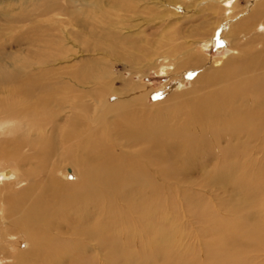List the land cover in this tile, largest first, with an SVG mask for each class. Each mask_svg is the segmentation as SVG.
I'll return each instance as SVG.
<instances>
[{
	"label": "bare ground",
	"instance_id": "6f19581e",
	"mask_svg": "<svg viewBox=\"0 0 264 264\" xmlns=\"http://www.w3.org/2000/svg\"><path fill=\"white\" fill-rule=\"evenodd\" d=\"M105 1L87 0L86 13L97 24L83 23L82 28L92 36L107 34L103 24L125 28L123 19L112 23L103 10ZM121 1L126 0H114L112 6L129 11L130 5ZM196 1L182 7L193 8ZM215 1L216 9L226 5L228 14L238 6ZM76 2L31 0L30 7L4 14L0 227L11 243L27 246L12 255L13 263L92 264L87 243L105 242V259L95 257L100 264H264V32L256 31L264 27V0L229 27L223 24L221 35L235 53L210 65L193 48L195 41L177 42L183 30L171 33L179 27L169 16L182 0L150 2L164 9L155 13L162 22L168 19L165 31L173 30L160 33L158 48L149 44L144 56L149 64L161 58L173 65L167 71L177 82L171 92H179L164 94L156 112L154 105H146L148 94L138 84L128 87L126 99L107 102L117 93L111 86L102 88L114 81L109 68L69 64L76 36L71 26L77 22L71 6ZM4 35L8 38L2 42ZM138 41L135 46L143 49L144 41ZM95 44L88 51L97 52ZM187 78L191 87L184 90ZM88 83L100 91L85 87ZM155 116L161 120L155 122ZM63 161L74 167L77 181H64ZM197 170L202 183L195 188ZM223 179L231 182L232 197L219 198L211 208L196 196ZM161 199L165 203L158 205ZM194 200L196 208H188ZM184 217L196 225L190 232L195 254L181 249ZM163 241L169 247H160ZM137 242L144 249L131 256Z\"/></svg>",
	"mask_w": 264,
	"mask_h": 264
},
{
	"label": "rangeland",
	"instance_id": "374dc122",
	"mask_svg": "<svg viewBox=\"0 0 264 264\" xmlns=\"http://www.w3.org/2000/svg\"><path fill=\"white\" fill-rule=\"evenodd\" d=\"M153 1L154 0H130V1L126 0L123 2L121 1L122 3H128L130 5L128 7L129 11L121 12L119 9L112 6V3H114V0H106L105 3H102V4H104L103 10L107 11L106 13H108L112 16L111 17L112 23H114L116 21L120 22L123 19V21H125L124 22L125 25H122V27H125V28L120 29L119 26H111V25L103 24L102 28L104 26H106L105 27L106 29L105 28L104 29H105L107 34L103 37H102V35L100 37H98L96 35L92 36L91 33L88 32V30L82 28L83 23L92 22L93 20H92L91 15L89 13H86L87 11H89V8L88 7L86 8L87 0H77V2L74 3L73 6H71V8L75 11L73 18H76L77 22L73 26H71L72 30L74 32V35H76V36H74V45L72 46L73 58H71L69 64L72 65V67L75 69L80 68V67L85 68V66L87 68L92 69V68H95L99 65L102 68H106V69L109 68L108 70L112 74L114 81H112V83H108V85H106V86L102 85V88L105 90H109L108 88H109V86H111L112 88H114L117 91V93H112L107 102H115V101L120 100V99L121 100L126 99V96H127L126 94L128 93V90H129L128 87L130 85H132L133 83H135V84H138L139 86H141L142 90L147 92L148 98L146 99L145 103L148 106L154 105L153 110H155V112H156L157 109H158V111H159V109H161V107H158L159 101L163 100L162 102L164 103V99L167 96L176 95V94H179V92H171L174 89L173 87L177 84V82L175 79H172V77L168 74L167 71L171 70L173 68V65L163 63V60L161 58H159L157 60L153 59L154 61L152 60L151 63L155 64V65H153L154 66L153 67L151 63L149 64L150 61L147 58H145L144 52L148 48L149 44H151V43L156 44V39H158V36L160 33H164L166 36V32H167L168 33L167 35L172 33V34H175V36H177L178 30L180 31V29H181V31L183 30V35L180 34L182 37L178 38L177 42L180 41L183 43H188L190 41H195L193 48L195 50H198V52H200V54H202L204 57H206V59H208L207 61H208L209 65L212 64L213 60H218L220 63L222 61V59H224L225 57H227L231 53H235V50L232 51L233 49L228 46V40H226L222 36L225 32L224 25H226V26L228 25L227 27H229V25H232L233 23H235L238 19L244 17V15H247L250 12V10L253 8V6L258 2V0H231L232 3L236 1L238 6L235 10L230 11L229 14L227 13V11L223 12V8L226 7V5L220 4V6L222 8H219V10L216 9V8H218L217 6H218L219 2L215 1V0H200L199 2L197 0L196 3L194 4L195 8L193 7V8H189V9H184V7H182L189 0H182V3H181L182 5L176 4L175 5L176 8H173V6H174V4H173V6L171 7L175 10L176 14H171L169 16V20L170 21H177L175 24L176 25L175 27L176 28L179 27L176 31H173L174 33L171 31V29L173 30V28H169L170 30L167 29L165 31V29L167 27V26H165V24H166L165 22H168V19H167V21L164 20L162 22L161 20L158 19L160 17L157 18L158 12L163 11L164 9L161 7L156 8V4L150 3ZM212 2H214V3H212ZM148 3H149V5H147ZM63 4H65V3H63ZM216 4H217V6H216ZM21 5L22 6L25 5L24 7H26V8L30 7L31 6V0H2V1L0 0V32L4 31V25H5V20H6V18L4 17L5 12H7L9 10L16 11V10H18V7H21ZM8 6H9V8H8ZM145 6L146 7L149 6L150 8H152V10L149 11V9H150L149 7L147 9H144ZM213 6H214V8H213ZM197 9L198 10L201 9L202 12H201V10L198 11ZM5 10H7V11H5ZM191 10H194L195 13H193L194 11H191ZM197 11H198V14H197ZM153 13H155V15ZM216 13H218V14H216ZM224 15H225V17H224ZM203 16L205 18H203ZM61 17L63 18V16H61ZM187 17L189 19H187ZM212 17H213V19L211 20ZM197 19H198V21H197ZM226 20H228V21H226ZM192 22H196V24H194V23L192 24ZM93 23L97 24L95 21H93ZM198 23H201V25H199ZM204 24H206V25H204ZM126 26H130V28H126ZM191 27H193V29H191ZM196 27H197V29H196ZM257 28L258 29L261 28L260 30L256 29V31H258V34H263L264 27L259 26ZM95 30L99 31L98 29H95ZM137 31H141L143 33L138 34ZM170 31H171V33H170ZM207 33H208V35L209 34L210 35L208 36ZM185 34H187V35H185ZM110 35L113 38H120V40L122 38L123 41L122 42H116L114 40V42H113V40L111 41V39L107 40V38ZM101 37H102V40H100ZM6 38H8V36H5V35L2 36V38H1L2 42ZM181 38H183L182 39L183 41L179 40ZM137 39L140 41L142 40V42L144 41L145 44H143L144 45L143 49H139V48H137V46H135V42L138 41ZM87 42H89V43H87ZM94 42H96V44H97V45L95 44V46L98 48V49L96 48L97 52L88 51V47H90V49H91V46H93ZM85 44H88V45H85ZM103 46H106V47L103 48ZM156 46L158 48L157 44H156ZM14 48L15 47L12 46L11 49L13 50ZM9 49H10V47H9ZM100 50L103 51L102 55L98 54V51H100ZM159 50L160 51L163 50L161 48V46H160ZM89 52H91V53H89ZM99 58H101V59H99ZM87 59H89V60H87ZM93 59H94V61H93ZM97 61H98V63H97ZM172 61H174V60L171 59V62ZM147 63H148V65H147ZM63 65H65L64 62L61 64V66H63ZM190 72H191V74H194L195 70L190 71ZM190 82H191L190 78H187L185 80L184 85H183L184 90L190 89V87H191ZM90 86H91V88L96 87V90L100 91L101 87L99 85H94V84H89V83L85 85V87H87L88 89H90ZM166 93H167V96L163 97L164 94H166ZM122 96H125V98L123 97V99H122ZM88 99H87V101H88ZM172 114L178 115L179 113L174 111ZM155 120H156L155 122H158L159 120H161V118L158 116H155ZM155 122H153V123H155ZM66 163L67 162H65V164H64V161L62 162V164H64L63 169L65 170V173L67 171V173H66L67 177L65 179L63 178L64 181H69L70 179H71L70 181H74V182L77 181L76 180L77 178H75L76 172H75L74 167H72L68 163L67 164ZM10 166L12 168H14V165L10 164ZM209 168L210 167H207L206 169L208 170ZM68 169H69V171H68ZM193 176H194V179H192L193 185L195 188H198V186L202 183L201 174L197 170L194 172ZM67 178H68V180H67ZM204 190H203V192H204ZM233 191L234 190L232 188L231 182H229L228 179H223V181L220 182L218 185H215V186L210 187V188L207 187V189L205 190L203 195H202V193H200L202 196H198L197 194H196V196L199 198H202L204 200V202H206L212 208L213 206H215V203L218 202L219 198H221L224 201V200L228 199V197H232L233 193H235ZM164 203H165L164 199H161L157 204L162 205ZM166 204H168V203H166ZM186 206L188 208H191V207L196 208L195 200L191 203V206H189V205H186ZM160 210H161V208H158V213L160 212ZM221 210H222V213L226 212L225 209H221ZM181 212H182V210H181ZM157 216H158V214H155L153 216V220L155 219L156 223L158 220ZM184 218L185 219H183V224H184L185 230L181 232V235H182L181 238L183 239L182 240L183 242H180V243H182L181 249L182 250L186 249L189 253L195 254L194 252L196 251V249H198V247L196 246V240L190 236L191 235L190 232L192 233V230H194L196 228V227H194L196 225L193 224V226H191V224H190L191 222L188 219V217H184ZM186 219H188V221ZM158 226L163 227L162 224H158ZM1 228L2 227H0V238L2 239V240L0 239V259H1L0 264H14L16 262V260H14L15 258L14 259L12 258V255H13V257H15V255L17 254V251L19 249H24L27 246L25 244H20L18 242H12L11 243L10 241H13V240H11L12 238H7L6 236H4V235H6V232L4 234ZM186 233H189V234H186ZM183 235L185 237H183ZM13 239H16V238L14 237ZM203 239L207 240L208 236L207 237L203 236ZM16 241H18V239H16ZM6 242H8V243H6ZM161 243L162 244H159L160 247H162V246L169 247L167 242L163 241ZM142 244H143L142 242H137L135 244V249L131 250V251H133L131 253V256L133 254L140 255L141 250L144 249L143 248L144 245H142ZM175 244H177V242H175ZM7 249H8V251H7ZM107 249H108V247H107V245H105V242H102L101 245H99V243H96V242H89V243H87V246H86L87 258L91 259V262H93L92 264H96V263L100 264L95 259V257H97L99 255L100 256L103 255V259H105L104 255H105V252ZM4 254H6V255L4 256ZM74 259L78 261L79 260L78 255H75Z\"/></svg>",
	"mask_w": 264,
	"mask_h": 264
}]
</instances>
